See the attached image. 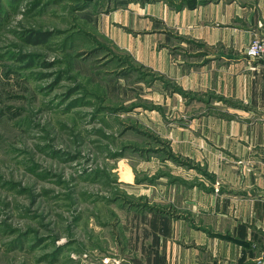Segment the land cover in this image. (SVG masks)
<instances>
[{"label":"rangeland","instance_id":"obj_1","mask_svg":"<svg viewBox=\"0 0 264 264\" xmlns=\"http://www.w3.org/2000/svg\"><path fill=\"white\" fill-rule=\"evenodd\" d=\"M174 7L0 0V264H175L190 231L219 237L232 103Z\"/></svg>","mask_w":264,"mask_h":264},{"label":"crops","instance_id":"obj_2","mask_svg":"<svg viewBox=\"0 0 264 264\" xmlns=\"http://www.w3.org/2000/svg\"><path fill=\"white\" fill-rule=\"evenodd\" d=\"M173 4L174 10H163L170 26L212 45L214 59L199 67L207 91L232 105L212 121L210 130L216 132L215 147L225 157L226 190L211 211L220 235L190 231L188 248H171L169 253L175 264H257L264 255V63L248 59L245 51L253 34L264 37V0Z\"/></svg>","mask_w":264,"mask_h":264},{"label":"built area","instance_id":"obj_3","mask_svg":"<svg viewBox=\"0 0 264 264\" xmlns=\"http://www.w3.org/2000/svg\"><path fill=\"white\" fill-rule=\"evenodd\" d=\"M245 54L249 59H258L264 62V37H253L246 47ZM262 164L264 165V155ZM258 263H264V255L261 256Z\"/></svg>","mask_w":264,"mask_h":264},{"label":"trees","instance_id":"obj_4","mask_svg":"<svg viewBox=\"0 0 264 264\" xmlns=\"http://www.w3.org/2000/svg\"><path fill=\"white\" fill-rule=\"evenodd\" d=\"M28 38H29V40L31 39L30 36ZM44 39H45L44 36H41V35H36L35 36V42H42Z\"/></svg>","mask_w":264,"mask_h":264}]
</instances>
